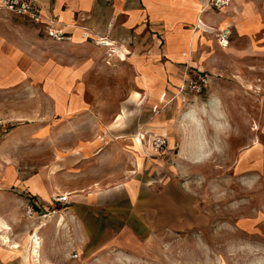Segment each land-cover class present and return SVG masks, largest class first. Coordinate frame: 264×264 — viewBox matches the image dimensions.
I'll use <instances>...</instances> for the list:
<instances>
[{"label": "crops", "instance_id": "crops-1", "mask_svg": "<svg viewBox=\"0 0 264 264\" xmlns=\"http://www.w3.org/2000/svg\"><path fill=\"white\" fill-rule=\"evenodd\" d=\"M34 2L44 18L57 19L55 26L67 36L63 41H54L33 24V35L42 43L38 46V60L41 62L48 53L58 61L57 65L50 63L51 67L59 69L54 82L53 79L52 83L39 85L40 97L50 103L55 113L62 108L68 111L95 108L99 119L91 117L89 110L61 119L68 123L114 124L102 133L93 130L88 134L92 137L96 133L102 140L103 133L105 138L107 132L115 131L119 143L100 145V151L94 153L100 143L93 141L88 147V157L79 162L82 167L79 186L83 190L76 194L69 191L70 205L60 215L68 223L62 242L59 243L57 213L48 217L44 227L34 231L39 242L35 245L29 243L30 231H22L20 227L0 228V264H67L87 259V264H112L109 259L113 257L133 260L135 256L122 249L128 245L141 246L139 241L145 236L158 238L165 229L160 224V211L165 205H178L181 215L189 216L187 220L196 223L200 214L192 210L186 195L192 197V205L197 209L204 200L198 185L191 188L193 194L183 189L184 184L190 188L189 181L183 184L175 177L167 181L156 179L151 143L156 134L168 133L160 121L156 122V117L161 113V119L167 115L173 119L185 106L183 120L190 121L198 133L192 137L172 124L166 145L168 149L177 146L178 157L174 162L179 168L167 165L168 173L188 167L190 155L193 163H199L211 152L213 138L197 131V117L191 116L188 109L205 108L209 120L217 122L222 114L231 124V114L238 110L239 104L250 102L245 94L263 85L261 80L257 83L252 79L264 76V0H231L228 8L219 11L208 7V0ZM227 27L231 29L230 41L227 47H221L212 31ZM101 40L111 45L98 44ZM102 47L106 48L105 53L95 52ZM3 57L0 53V59ZM7 68L0 67V76L6 75ZM40 68L41 77L48 66ZM111 75L116 77L114 85L107 82ZM199 76L215 77L204 97L197 99L190 92H179L184 78ZM94 77L99 82L92 81ZM237 92L242 94L241 100ZM259 102L264 107V96ZM261 122L264 124V116ZM51 150V156L58 157V151ZM119 155L121 160L116 164ZM72 156L73 152L67 155L66 163L53 158L21 187L28 196L49 201L65 182L68 186L75 182ZM60 165L66 166L60 172L65 174L64 183L60 180ZM212 187L210 183L206 196ZM5 209L0 211V220L8 227L16 226L19 209L13 211L11 205ZM202 223L200 219L201 226ZM74 253L77 257L72 259Z\"/></svg>", "mask_w": 264, "mask_h": 264}, {"label": "rangeland", "instance_id": "rangeland-1", "mask_svg": "<svg viewBox=\"0 0 264 264\" xmlns=\"http://www.w3.org/2000/svg\"><path fill=\"white\" fill-rule=\"evenodd\" d=\"M34 29L31 20L9 13L0 7V53L4 55L0 59V67L3 65L9 67L6 75L0 76V145L7 140L0 147V211H5L10 205L13 211L19 209L16 210L19 215L18 223L15 224L16 226L9 225V228L20 227L22 231L32 232L31 235L36 229L39 230L41 226L46 225L48 217L57 213L59 243H61V239L66 237L68 223L66 218L60 215L66 212L70 205L69 191L76 194L82 189L79 186L82 179L80 170L82 167L79 162L88 157V147L93 141L100 143L94 151L98 153L103 146L119 143V138L114 135L115 131L107 132L108 136L105 138L103 133L102 140L96 133L91 134L92 137L95 136L94 138L88 134L93 130L102 133L114 124L68 123L61 119L63 116L71 117L81 111H91L90 108H76L74 111L62 108V111L55 113L50 103L40 97L39 85L52 83L59 69L51 67L50 63L57 65L58 61L48 53L40 59L41 62L38 60L37 54L40 53L38 46L41 47L42 43L33 35ZM37 36H40V33ZM105 51L104 47L95 50L97 53H105ZM62 62L66 64L65 60ZM43 65H47L48 69L40 77V67ZM206 78L209 86L212 78L215 77ZM217 78L229 79L226 76H217ZM97 79L98 77H94L92 81L99 82ZM252 80L257 83L261 80L263 85L259 88H251L252 90L245 94L250 102L247 105L239 104L238 110L231 114L229 122L231 124L227 123L226 117L222 114L217 122L209 120L205 108L195 106L188 109L191 116L197 117L195 120L197 131H201L207 137L211 136L214 140L209 150L211 152L205 158L202 157L199 163H193V155H190L188 157L190 162L187 161L188 167H184L183 172L176 169L177 171L170 174L167 165L179 168V164L174 162L178 157L177 146L168 149L166 145L163 150L154 152L156 179L167 181L168 178L175 177L183 184L189 181L190 188L185 184L183 188L187 193L193 194L194 189L191 188L198 185L200 192L204 194V200L199 202L198 209L192 205V197L186 195L192 210L199 212L202 226L199 224L200 219H197L196 223L195 220H187L189 216L181 215L182 209L179 210L178 205L173 206L170 203L160 211L162 215L160 224L165 229L160 231L158 238L153 239L152 235H144L145 237L139 241L141 246L128 245L122 249L127 254H133L135 259L121 260L119 257H113L109 262L112 264H264V124L260 123L264 116V107H260L259 102L260 97L264 96V76L263 78L256 76ZM63 81L64 79L60 83H65ZM115 81L114 75L108 77V83L114 85ZM206 91L196 95L197 99L204 97ZM236 94L239 100L243 98L241 93ZM185 97L188 98L189 95ZM180 110L173 119L167 114L165 119L164 117L161 119V113L156 117V122L160 121L163 124L160 125L168 132L164 136L161 134L166 141L169 135L171 136L172 124L184 133H191L192 137L198 134L190 121L183 120L185 113L182 110H185V106ZM96 112L95 108L92 109L91 117L99 119L97 118L99 114ZM199 113H204L203 117ZM52 148L58 151V157L51 156ZM110 150L115 151V149ZM72 152L75 182L70 186L63 182L62 177H65V174L61 175L63 173L60 172L61 168L66 166L60 165V180L65 186L64 184L60 186L49 201L38 198L32 201V204L41 211L40 213L46 216L30 219L26 214V207L31 203H22L25 197H28V193L21 184L36 175L41 167L48 166L53 158H58L59 163H66L67 155ZM120 160L121 155L118 156L116 164ZM210 183L213 187L208 197L206 192ZM57 195H68V202L55 203L54 197ZM74 255L76 253L72 255V259L77 257ZM74 261L67 264H87L88 259L85 262Z\"/></svg>", "mask_w": 264, "mask_h": 264}, {"label": "built area", "instance_id": "built-area-1", "mask_svg": "<svg viewBox=\"0 0 264 264\" xmlns=\"http://www.w3.org/2000/svg\"><path fill=\"white\" fill-rule=\"evenodd\" d=\"M207 4L208 7L219 11L228 8L231 4V0H208ZM0 7L9 13L31 20L34 25H43L47 37L54 41H63L67 39L66 34L55 26L56 23H58L57 19L55 17L44 18L40 11V7L36 5L34 0H0ZM212 34L216 38L219 46H228L231 37L230 28L227 27L221 30L216 29L212 31ZM97 43L103 45L107 42L101 40ZM208 82L205 76L186 77L179 85V92L187 91L194 95H201L207 89ZM151 144L153 151L159 152L165 148L166 139L161 135H157L154 136ZM54 202L66 204L68 202V195H57L54 197ZM26 214L30 219L45 218L46 216L45 214H38L31 205L26 207ZM74 257H76V255H74Z\"/></svg>", "mask_w": 264, "mask_h": 264}, {"label": "bare ground", "instance_id": "bare-ground-1", "mask_svg": "<svg viewBox=\"0 0 264 264\" xmlns=\"http://www.w3.org/2000/svg\"><path fill=\"white\" fill-rule=\"evenodd\" d=\"M102 43V42H101ZM103 45H107V46H110L111 45V43H109V42H107V43H104ZM163 125V124H162ZM138 139H136V141H137ZM139 141V140H138ZM137 141V142H138ZM0 228H2L3 230H8L9 229V227L7 226V225H5L4 223H2V222H0ZM33 243V245H35L36 243L38 244L39 242H38V235L36 234V233H34V235H30V241H29V243ZM29 243L27 244V246H30L29 245ZM32 250L33 251H35L34 250V247L32 248ZM32 251V252H33Z\"/></svg>", "mask_w": 264, "mask_h": 264}, {"label": "trees", "instance_id": "trees-1", "mask_svg": "<svg viewBox=\"0 0 264 264\" xmlns=\"http://www.w3.org/2000/svg\"><path fill=\"white\" fill-rule=\"evenodd\" d=\"M40 28H41V30H44V26L43 25H38ZM45 32V31H44ZM46 34V33H45ZM47 36V35H46ZM7 141V140H6ZM6 141H3L2 143H1V145H0V147L1 146H3V144L4 143H6ZM37 198L35 197V196H32V195H29L28 197H25V201L26 202H28V203H31L30 205L33 207V209L38 213V214H40V212L41 211H39L38 210V208L37 207H35V205L34 204H32V201H34V200H36ZM41 228H42V226H41ZM40 228V229H41Z\"/></svg>", "mask_w": 264, "mask_h": 264}]
</instances>
